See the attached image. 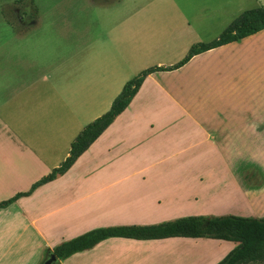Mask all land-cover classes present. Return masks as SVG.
<instances>
[{
  "label": "crops",
  "instance_id": "0c3cea01",
  "mask_svg": "<svg viewBox=\"0 0 264 264\" xmlns=\"http://www.w3.org/2000/svg\"><path fill=\"white\" fill-rule=\"evenodd\" d=\"M16 1L23 4L14 9L19 25L10 33L24 38L43 30L34 0ZM259 7L264 0H141L136 8L125 1L108 32L93 20L89 27L45 29L62 36L55 47L0 42V202L60 166L72 141L109 111L128 81L177 65L193 45L216 39ZM36 50L48 57L36 59ZM247 172L259 182L246 181ZM219 192L233 204L264 193V29L147 75L67 172L0 208V264H42L57 246L55 234L81 225L88 232L167 222L177 204L221 201ZM181 239L206 247L224 241L112 238L57 264L158 257L177 264Z\"/></svg>",
  "mask_w": 264,
  "mask_h": 264
},
{
  "label": "trees",
  "instance_id": "16d2710c",
  "mask_svg": "<svg viewBox=\"0 0 264 264\" xmlns=\"http://www.w3.org/2000/svg\"><path fill=\"white\" fill-rule=\"evenodd\" d=\"M263 29L264 7L247 10L236 17L216 39L208 43L193 45L185 58L177 65L167 68L152 67L139 73L123 86L120 94L112 102L109 111L87 124L80 131L70 144L68 157L60 166L54 168L51 173L33 184L28 192L19 193L7 201L0 202V208L7 207L19 197L29 195L37 187L67 172L114 119L125 110L147 75L179 68L195 55L238 41ZM176 237L207 238L238 243L217 264L264 263V218L253 219L237 216H187L152 225L101 227L64 241L47 253L48 255L52 253L58 260H63L75 254L91 250L99 243L112 238L151 241Z\"/></svg>",
  "mask_w": 264,
  "mask_h": 264
},
{
  "label": "rangeland",
  "instance_id": "374dc122",
  "mask_svg": "<svg viewBox=\"0 0 264 264\" xmlns=\"http://www.w3.org/2000/svg\"><path fill=\"white\" fill-rule=\"evenodd\" d=\"M125 1L135 8L141 0H34V9L40 15L38 28L43 30H31L24 38H15L10 33L12 26L19 25L15 8L21 7L23 2L16 0H0V42L11 38L13 43H46L57 44L62 43V36L50 33L51 30L66 26L73 28L89 27L90 22L94 20V24L101 29L109 31L107 27L114 25L115 18L112 13L119 11L124 6ZM115 20V21H114ZM114 22V23H112ZM8 28V29H7ZM55 47V45L53 46ZM44 50L34 51L36 59L47 58L43 53ZM50 54L53 50H49ZM250 183L259 182V178L254 177L252 173L247 172V179ZM249 185H247L248 187ZM248 189H252L251 186ZM216 198L221 201L214 202H194L185 201L177 204V208L169 210L165 219L162 221H170L176 218L187 216H203V217H220V216H237L242 218L262 219L264 218V193L258 195V198L251 201V204H233L229 202L224 193H214ZM102 219V217L98 218ZM106 219V218H103ZM108 225H102L105 227ZM86 226L71 228V233H58L53 238V244L58 245L64 241L70 240L86 232ZM113 241V240H112ZM177 244V264H217L219 263L234 247L235 243L230 241H211V246H203L198 244L199 239L183 240ZM191 241L189 245L184 242ZM192 253V257H186L185 254ZM160 255V254H159ZM194 255V256H193ZM162 257V256H161ZM155 259H145L135 264H174L172 260L166 259L162 261L160 257ZM132 264V261H131ZM257 264V263H247ZM264 264V263H260Z\"/></svg>",
  "mask_w": 264,
  "mask_h": 264
},
{
  "label": "water",
  "instance_id": "95a60500",
  "mask_svg": "<svg viewBox=\"0 0 264 264\" xmlns=\"http://www.w3.org/2000/svg\"><path fill=\"white\" fill-rule=\"evenodd\" d=\"M58 259L54 254H49L47 257L44 259L42 264H57Z\"/></svg>",
  "mask_w": 264,
  "mask_h": 264
}]
</instances>
